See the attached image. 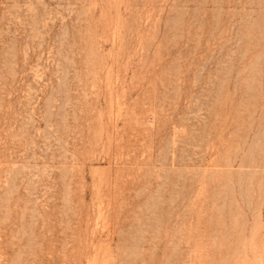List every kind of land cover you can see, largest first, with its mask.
I'll return each instance as SVG.
<instances>
[{"label":"rangeland","instance_id":"rangeland-1","mask_svg":"<svg viewBox=\"0 0 264 264\" xmlns=\"http://www.w3.org/2000/svg\"><path fill=\"white\" fill-rule=\"evenodd\" d=\"M0 264H264V0H0Z\"/></svg>","mask_w":264,"mask_h":264}]
</instances>
